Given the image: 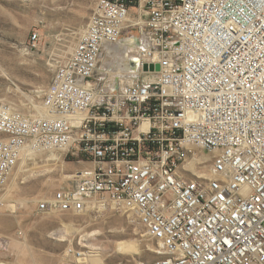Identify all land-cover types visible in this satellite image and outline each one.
<instances>
[{"label":"built area","instance_id":"built-area-1","mask_svg":"<svg viewBox=\"0 0 264 264\" xmlns=\"http://www.w3.org/2000/svg\"><path fill=\"white\" fill-rule=\"evenodd\" d=\"M52 63L42 114L0 106V188L57 151L77 166L37 210L127 211L158 254L134 264H264V0H95Z\"/></svg>","mask_w":264,"mask_h":264},{"label":"rangeland","instance_id":"rangeland-1","mask_svg":"<svg viewBox=\"0 0 264 264\" xmlns=\"http://www.w3.org/2000/svg\"><path fill=\"white\" fill-rule=\"evenodd\" d=\"M94 2L0 0V106L25 114L39 111L41 91L54 73L52 58L68 55ZM33 30L39 41L30 49L26 44ZM116 58L122 68L125 54ZM76 166L69 157L59 158L57 151H41L19 161L0 188L1 264H73L64 256L69 245L90 249L87 256L97 264L148 263L158 257L156 242L127 211L107 209L95 216L37 210V200L68 186V175ZM120 242L128 248L118 249Z\"/></svg>","mask_w":264,"mask_h":264},{"label":"bare ground","instance_id":"bare-ground-1","mask_svg":"<svg viewBox=\"0 0 264 264\" xmlns=\"http://www.w3.org/2000/svg\"><path fill=\"white\" fill-rule=\"evenodd\" d=\"M108 49V51H110L111 50V48H110V46L107 48ZM122 53H124V52H122ZM39 107V111H38V109H37V113L38 114H42L43 113V111L41 110V108H40V106H38ZM54 156V155H53ZM205 158V157H204ZM203 159V158H202ZM202 174H205V173H202ZM70 178V175H68V179ZM118 249H122L123 251L124 250H126L128 247H127V245L125 244V243H122V242H120V243H118ZM1 264V263H0ZM93 264H97V263H93Z\"/></svg>","mask_w":264,"mask_h":264}]
</instances>
